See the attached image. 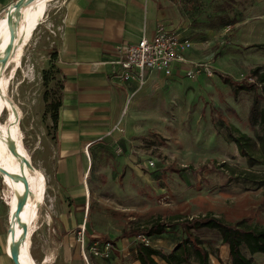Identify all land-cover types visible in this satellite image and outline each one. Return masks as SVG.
<instances>
[{
    "label": "rangeland",
    "instance_id": "374dc122",
    "mask_svg": "<svg viewBox=\"0 0 264 264\" xmlns=\"http://www.w3.org/2000/svg\"><path fill=\"white\" fill-rule=\"evenodd\" d=\"M171 1L177 18L189 23L195 59L210 63L214 73L197 79L158 75L144 82L120 124L125 146L104 148L94 155L88 180V221L96 234L109 239L104 241L120 243V248L125 242L135 247L141 242L139 235H147L145 230L160 222L166 231L150 238L155 248L171 252L189 236L201 240L211 264H230L229 246L218 230L190 229L188 235L179 224L212 215L228 224L264 228V164L257 140L260 130L250 121L254 97L264 98V88L260 83L254 90L238 87L245 81L253 83L249 80L256 79L252 74L255 68L264 70V0ZM56 6L48 4L45 17L35 27L36 34L11 83L9 96L22 115L32 168L47 185L40 228L33 237V259L40 264L52 255L51 264H78L77 260L84 264L76 238L80 224L67 229L61 245L63 239L54 231L58 230L55 190L39 168L43 162L55 161L57 127L51 106L62 100L65 83L54 51L57 26L50 25L62 15ZM6 118L4 110L2 120ZM229 126L250 136L252 145L245 147L251 146L253 158L261 162L251 165L241 155L229 135ZM149 160L156 165L149 167ZM133 163L143 166L140 177L133 172ZM48 213L52 216L49 223L45 221ZM124 231L137 235L126 238ZM245 253L251 256L248 250ZM132 256L119 255L117 263L112 262V254L93 257V264H127L133 261ZM253 257L256 264H264L263 254ZM188 264L198 261L192 257Z\"/></svg>",
    "mask_w": 264,
    "mask_h": 264
},
{
    "label": "crops",
    "instance_id": "0c3cea01",
    "mask_svg": "<svg viewBox=\"0 0 264 264\" xmlns=\"http://www.w3.org/2000/svg\"><path fill=\"white\" fill-rule=\"evenodd\" d=\"M15 1L0 0V12ZM170 1L52 2L57 5L58 11H62L60 20L56 23H52L51 20L50 25L57 26L58 32H54L56 38H53L54 51L65 83L54 145L55 161L50 164L43 162L39 168L55 190L54 204H58L55 207L58 230L54 228V231L63 239H60L61 245L66 241L67 229L77 224L81 226L84 221L88 244L97 241L102 244L101 241L104 239L109 240L104 235L96 234L88 221L90 210L88 180L94 166V155L101 153L100 150L104 148L111 150L119 148L120 145L125 146L126 136L120 124L126 118L133 98L143 87L139 86L138 80H124L121 67L113 62L119 57L118 47L121 44L135 43L143 36L153 37L159 23H163L169 29H175L183 37L190 39L189 23L177 18L175 7ZM194 49L195 46L186 53L190 61L200 60L195 59ZM158 75L175 78L181 76L178 72L173 76H166L152 71L147 79ZM132 169L138 177L143 175L142 165L133 163ZM3 187L5 188L4 176L0 171V264H15L12 259L14 237L11 232L15 216L4 197ZM113 245L112 262L120 261L119 255L127 257L132 254L133 261L125 263L141 264L136 259L137 245L130 247L126 242L122 248L118 246L120 243L115 245L113 242ZM128 246L134 250L130 252ZM115 250L120 253L117 255ZM126 251L128 252L125 253ZM80 254L83 263L86 264L81 252ZM75 263L81 264L79 260ZM99 263L104 264L103 261Z\"/></svg>",
    "mask_w": 264,
    "mask_h": 264
},
{
    "label": "bare ground",
    "instance_id": "6f19581e",
    "mask_svg": "<svg viewBox=\"0 0 264 264\" xmlns=\"http://www.w3.org/2000/svg\"><path fill=\"white\" fill-rule=\"evenodd\" d=\"M53 1L24 0L17 4L16 0L0 12V171L4 176V197L15 216L11 226L13 250H17L22 264H36L32 256L33 237L40 228V210L46 202L47 188L43 176L32 168V155L25 145L22 115L9 96V89L22 67L35 27L42 22L48 4ZM4 110L7 112L5 122L2 120ZM22 199L23 207L19 210ZM45 217V221L51 222L49 214ZM51 261L52 255H47L40 264L54 262Z\"/></svg>",
    "mask_w": 264,
    "mask_h": 264
},
{
    "label": "trees",
    "instance_id": "16d2710c",
    "mask_svg": "<svg viewBox=\"0 0 264 264\" xmlns=\"http://www.w3.org/2000/svg\"><path fill=\"white\" fill-rule=\"evenodd\" d=\"M260 67L255 68L252 71L256 82H243L238 85L240 89L254 90L259 88L258 83L264 87V70ZM62 106V100L52 104L54 113L52 119L54 125L57 127L59 119V110ZM250 121L252 124L259 127L260 132L257 133V140L259 142V148L261 151V159L264 164V98L260 95L254 97L250 109ZM229 135L231 139L237 144L241 155L246 157L250 164L255 162H261V160H255L253 158V151L251 146L246 148L245 146L252 140L249 135L241 133L239 129L229 126ZM248 150L250 152H248ZM179 225L190 235V229L209 228L216 229L222 236V240L229 246L230 264H256L253 257L254 254L260 253L264 255V228H254L250 226H243L240 224H228L221 219L212 215H206L204 217L192 218L181 222ZM166 231L164 224L155 222L149 229L145 230L147 236L161 235ZM137 235L133 231H124V237H131ZM106 242V241H103ZM245 250H248L251 256H247ZM194 257L198 264H211L209 253L206 248L202 246L201 240L198 238L191 239L186 237L176 248L171 252H165L161 249L155 248L152 245H145L142 242L137 244L136 259L141 264H160L157 259H161L168 264H188L190 259Z\"/></svg>",
    "mask_w": 264,
    "mask_h": 264
},
{
    "label": "built area",
    "instance_id": "2783aa9c",
    "mask_svg": "<svg viewBox=\"0 0 264 264\" xmlns=\"http://www.w3.org/2000/svg\"><path fill=\"white\" fill-rule=\"evenodd\" d=\"M193 46L191 39L159 23L153 37L143 36L135 43L121 44L118 47L119 57L113 63L121 67L124 80L135 79L141 85L152 71L163 73L166 76H173L178 72L181 76L191 79H197L203 74L213 75L214 70L210 63L187 59L186 53ZM249 81L255 82L256 79ZM147 165L154 167L156 162L149 160ZM76 236L81 244V253L86 264H93V257L111 256L114 249L112 242L106 241L101 244L97 241L88 244L85 225L80 226ZM139 237L142 243L151 245L149 236L139 235Z\"/></svg>",
    "mask_w": 264,
    "mask_h": 264
},
{
    "label": "water",
    "instance_id": "95a60500",
    "mask_svg": "<svg viewBox=\"0 0 264 264\" xmlns=\"http://www.w3.org/2000/svg\"><path fill=\"white\" fill-rule=\"evenodd\" d=\"M23 1L24 0H17L16 3L17 4H22ZM11 31H12L13 36H15L14 30L11 29ZM1 169H2V171L4 173H8V171L5 168H1ZM25 182H26V185L29 187V182L27 181V179H25ZM23 203H24V199H22L21 202H20V204H19V210H21V208L23 207ZM18 213H20V211ZM12 259L15 262V264H22V262L19 259L18 252H17L16 249H14L13 252H12Z\"/></svg>",
    "mask_w": 264,
    "mask_h": 264
}]
</instances>
